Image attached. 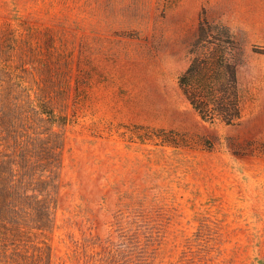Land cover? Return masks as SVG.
<instances>
[{
	"label": "rangeland",
	"instance_id": "1",
	"mask_svg": "<svg viewBox=\"0 0 264 264\" xmlns=\"http://www.w3.org/2000/svg\"><path fill=\"white\" fill-rule=\"evenodd\" d=\"M205 18L238 42L233 124L179 83ZM0 25L69 119L55 264H264V0H0Z\"/></svg>",
	"mask_w": 264,
	"mask_h": 264
},
{
	"label": "trees",
	"instance_id": "2",
	"mask_svg": "<svg viewBox=\"0 0 264 264\" xmlns=\"http://www.w3.org/2000/svg\"><path fill=\"white\" fill-rule=\"evenodd\" d=\"M22 36L20 27L0 25V264H55L49 233L59 206L69 119L55 105L46 79H29L28 65L34 64L24 58L29 45ZM237 51L225 26L201 21L179 83L202 118L226 124L241 118Z\"/></svg>",
	"mask_w": 264,
	"mask_h": 264
}]
</instances>
